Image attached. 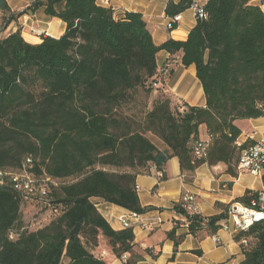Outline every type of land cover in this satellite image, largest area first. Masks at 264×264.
<instances>
[{
  "label": "trees",
  "instance_id": "16d2710c",
  "mask_svg": "<svg viewBox=\"0 0 264 264\" xmlns=\"http://www.w3.org/2000/svg\"><path fill=\"white\" fill-rule=\"evenodd\" d=\"M191 3L169 1L166 13L178 15ZM41 7L65 23L63 35L43 36L39 44L26 41L20 28L0 34V264H109L93 253L100 235L124 264L157 258L160 252L151 248L138 253L133 228H113L91 198L145 212L137 176L155 166L165 180L172 157L188 183L204 163H225L226 172L239 176L241 148L253 142L238 146L242 131L236 121L264 117V11L252 0H208L206 16L185 40L157 44L141 13L119 17L97 0H34L17 13L0 0L2 28ZM162 50L170 54L166 69L158 64ZM179 63L195 65L205 106L173 101L165 85ZM202 127L211 142L206 156L198 157L194 148ZM25 169L35 180L32 196L18 187ZM185 195L173 208L186 218L187 234H217L229 205L204 216L186 207ZM258 196V190L247 189L235 200L252 205ZM30 198L54 216L36 230L23 221L22 206ZM77 223L78 236L71 233ZM179 226L176 221L166 234L174 243L169 260L186 236L177 234ZM236 240L241 264H264V220Z\"/></svg>",
  "mask_w": 264,
  "mask_h": 264
},
{
  "label": "crops",
  "instance_id": "0c3cea01",
  "mask_svg": "<svg viewBox=\"0 0 264 264\" xmlns=\"http://www.w3.org/2000/svg\"><path fill=\"white\" fill-rule=\"evenodd\" d=\"M7 1L12 12L17 13L34 0ZM169 1L178 3L181 0H97V3L113 8L119 17L125 11L141 13L147 28L153 35V41L160 44L170 38L185 40L189 30L197 22L191 7L178 14L180 18L177 20L174 16L168 15L166 6ZM192 1L205 5L208 0ZM260 7L264 11V5ZM2 15L0 11V16ZM16 19L3 29L4 36L20 28L26 41L40 44L43 36L50 35L58 38L66 31L65 23L58 17L47 15L44 7ZM171 21L173 26L168 27ZM169 57L168 52L160 51L159 66L166 69V61ZM194 66L186 67L181 63L177 64L165 87L171 93L174 102L184 101L194 106H205L206 94L198 81ZM236 125L242 131L237 143H255L264 140V117L237 120ZM206 136L205 127H202L200 138H206ZM226 169L225 163L212 166L204 163L198 166L193 181L188 183L184 180L178 158L172 157L165 167L167 175L165 180L159 179L155 166L151 167L150 173L138 174V196L146 210L139 213L137 220L132 219L131 222L137 244L136 251L143 253L145 249L151 248L154 253L160 252V254L157 258L147 255L137 264H241L244 254L240 243L236 240L235 231L220 229L217 233V242L212 239V235L204 238L194 237L187 234L186 218L177 214L173 208L183 194H193L196 198L197 210L204 216H211L221 213L224 206H228L242 196L247 189L264 191L262 181L264 172L260 175L241 173L238 177H234L226 172ZM91 200L113 228L123 229L120 217L127 216L130 210L105 202L101 198L93 197ZM176 221L180 223L177 234H186V236L177 248L178 252L174 260H169L174 252V243L166 239V234L173 228ZM194 250H201L202 253L197 254ZM93 253L103 257L109 264H124L123 259L114 255L108 239L103 235H100L99 244L93 249Z\"/></svg>",
  "mask_w": 264,
  "mask_h": 264
},
{
  "label": "built area",
  "instance_id": "2783aa9c",
  "mask_svg": "<svg viewBox=\"0 0 264 264\" xmlns=\"http://www.w3.org/2000/svg\"><path fill=\"white\" fill-rule=\"evenodd\" d=\"M252 2L256 5H264V0H252ZM191 9L194 12L195 18H203L206 16V11L204 9V5L193 2L191 3ZM180 18V15H175L174 19L177 20ZM173 22L168 23V27H172ZM211 142V136L207 134L206 138L197 139L195 143V154L198 157L206 156L207 149ZM238 146H241V143H237ZM237 170L239 173H251L254 175H260L264 172V140L257 141L253 144H250L244 148H241L239 159L237 162ZM30 171L24 170L21 174V178L23 179L24 183L18 184V187L24 186L25 189L27 188V192L32 196L35 195L33 185H34V178ZM29 173V174H28ZM159 175H162V171H158ZM3 173L0 172V183L3 182L2 180ZM25 175V176H24ZM24 176V177H23ZM15 180L20 179V175L15 174ZM42 193H45V190L42 188ZM184 199L188 201L189 209L196 211L198 208L196 204V198L193 194L185 195ZM57 212V210H54ZM139 217V213L135 211H130L127 216L120 217L122 222L123 228H133L132 219L137 220ZM264 220V191H259L258 196V203L253 201L252 205H246L239 201H232L229 204L228 208V215L222 229H232L235 233L239 234L242 231H247L251 226L255 223ZM11 237H14L12 234ZM212 239L217 242L218 236L215 233L212 235ZM243 243L246 242V239L242 240ZM123 258H127L125 254Z\"/></svg>",
  "mask_w": 264,
  "mask_h": 264
},
{
  "label": "rangeland",
  "instance_id": "374dc122",
  "mask_svg": "<svg viewBox=\"0 0 264 264\" xmlns=\"http://www.w3.org/2000/svg\"><path fill=\"white\" fill-rule=\"evenodd\" d=\"M2 26H3V16H0V34L4 35L5 33H3L4 31ZM148 104L149 107L152 106L150 99L148 100ZM145 111H146V107L144 106V100H142V102L139 104L138 113H140L141 117H143ZM151 138H153V141L158 146L164 147V145L158 138L154 136H151ZM60 182H63V180L60 181L57 180V184H60ZM22 212H23L22 214H23L24 225L30 230H36L38 228L44 227L54 218L51 211L46 206L42 205V203H40L39 200L34 198H30L29 200H26L23 203Z\"/></svg>",
  "mask_w": 264,
  "mask_h": 264
},
{
  "label": "water",
  "instance_id": "95a60500",
  "mask_svg": "<svg viewBox=\"0 0 264 264\" xmlns=\"http://www.w3.org/2000/svg\"><path fill=\"white\" fill-rule=\"evenodd\" d=\"M81 223H77L75 227L71 230V233L78 236L81 233Z\"/></svg>",
  "mask_w": 264,
  "mask_h": 264
}]
</instances>
